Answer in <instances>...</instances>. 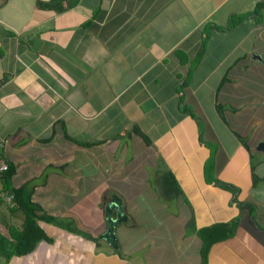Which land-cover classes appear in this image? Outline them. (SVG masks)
Listing matches in <instances>:
<instances>
[{
	"label": "crops",
	"instance_id": "crops-1",
	"mask_svg": "<svg viewBox=\"0 0 264 264\" xmlns=\"http://www.w3.org/2000/svg\"><path fill=\"white\" fill-rule=\"evenodd\" d=\"M39 1L0 0V161L52 218L36 221L51 242L12 254L22 213L0 200V264H198L193 227L233 218L205 264H264V229L242 207L264 191V0ZM165 169L180 218L159 189ZM112 195L126 215L116 249L98 237ZM154 212L178 230H152Z\"/></svg>",
	"mask_w": 264,
	"mask_h": 264
},
{
	"label": "trees",
	"instance_id": "trees-1",
	"mask_svg": "<svg viewBox=\"0 0 264 264\" xmlns=\"http://www.w3.org/2000/svg\"><path fill=\"white\" fill-rule=\"evenodd\" d=\"M38 5L41 7H46L49 9H52L54 11H61L63 10V7L61 5V0H48V1H39ZM218 108V107H217ZM186 111L189 112V109L186 108ZM133 133L137 134L145 144H148V139L145 137L144 134L141 133V131L137 127L132 128ZM67 139L74 141L75 143H78L82 146H90L91 142H77L74 139L68 138ZM48 140V138H47ZM239 140L243 145H245L244 140H242L239 137ZM246 147V146H245ZM248 150V148H247ZM210 161L207 162V166L211 164ZM7 169L3 171L0 175V190H6L13 195L14 204H16V207L21 211L22 213V220H21V226L13 235L15 239V244L12 248V254L14 255H25L29 253L35 244L40 241L44 240L48 243L51 242V238L45 235V233L42 231V229L37 225L36 221L38 219L44 220V221H51L52 218L44 213H39L41 211V208L38 204L30 202L29 201V192L26 189L25 185H22L17 188H12L9 186V178L13 173V167L11 164L6 163ZM253 162L250 164V175L252 179V186L257 183L258 179L253 170ZM208 170V169H207ZM157 182L159 185V189L161 192V195L166 199H171L177 195H181L184 202H186V199L182 195L180 188L177 186L176 181L171 173L170 170L165 169L162 172H160L157 176ZM264 180V176L262 177ZM219 187L225 190H229L232 193H234V189L226 184L219 183ZM243 208H246L250 215H252V204L250 203H244L242 205ZM235 221V218L231 219L230 221H224V222H214L212 224H209L207 226H202L199 228H194L195 234L200 240V247H199V255H200V261L198 264H205V257L206 253L208 251V248L211 244L215 242H219L222 240H225L227 238H230L234 234L233 229V223ZM253 221V220H252ZM188 225L192 227V219L190 218L187 222ZM65 229H67L70 232H73L74 234L80 235L86 239L92 240L95 245H98V240L95 238H92L89 234L83 233L73 226H65Z\"/></svg>",
	"mask_w": 264,
	"mask_h": 264
},
{
	"label": "rangeland",
	"instance_id": "rangeland-1",
	"mask_svg": "<svg viewBox=\"0 0 264 264\" xmlns=\"http://www.w3.org/2000/svg\"><path fill=\"white\" fill-rule=\"evenodd\" d=\"M262 158H264V156L262 155ZM254 161H256L255 159H254ZM262 167H264V166H262ZM261 169H259L258 171H257V174H260L261 173ZM149 173H151V172H149ZM225 173H227V174H229V175H233V174H235V172L233 171V170H226L225 171ZM207 174H208V171H207ZM149 181V180H148ZM251 181H252V179H251ZM131 184V182H127V181H125V180H123V181H118L117 183H116V186H118V188H115V185L114 186H111V187H114L115 188V190L117 189H119L120 191H125L127 188H128V185H130ZM251 184H252V182H251ZM258 185H260V183L258 184ZM134 187V186H133ZM113 188V189H114ZM148 188H144V190H147ZM149 190V192H148V194H150L151 196H153V197H156V194H158V189H157V186L156 185H154V186H152V190L151 189H148ZM257 191H259V195L257 196V199L259 200V202H256V201H254V199L253 198H250V195L248 194V195H246L245 196V199H247V201H249V202H247V203H250V204H252V209H253V211H252V214H253V217H254V219L255 220H253V221H255V223L257 224V226L259 227V228H261V229H264V191H262V190H260V189H258ZM248 198H250V199H248ZM251 202H253V203H251ZM146 205V204H145ZM154 205H156V204H154ZM166 206H167V208L168 209H166L168 212H174V213H176L175 214V218H180V217H182L184 214L183 213H181V215L179 216V213H177L176 211H175V207H176V202L173 200V199H169V201H167V203H166ZM129 212H131V210L129 209ZM133 212V211H132ZM159 214H161V213H159ZM163 214V213H162ZM131 217V220L132 221H129L128 223H127V226L130 224V223H132V222H134V218H133V213H130L129 214ZM153 220H151V218H150V221H151V223H155L154 224V226H152V230H178V227H176L175 225V227H173L172 226V228H168V224H167V221L170 219L171 220V217L173 216V213L170 215V216H165L164 217V215H163V217H161V218H159L158 219V213L157 212H154L153 213ZM151 216V217H152ZM174 218V217H173ZM137 220V219H136ZM140 220V219H139ZM139 220L137 221V222H139ZM146 225L147 224H141L140 225V227H139V230H144L145 229V227H146ZM144 228V229H143ZM117 230H119L118 229V227H117ZM180 230V229H179ZM181 230H187V229H183V228H181ZM191 230V229H190Z\"/></svg>",
	"mask_w": 264,
	"mask_h": 264
},
{
	"label": "water",
	"instance_id": "water-1",
	"mask_svg": "<svg viewBox=\"0 0 264 264\" xmlns=\"http://www.w3.org/2000/svg\"><path fill=\"white\" fill-rule=\"evenodd\" d=\"M257 149L264 150V141L258 142ZM104 218L105 229L98 237L103 239L112 249H116L117 239L114 228L126 219V215L122 210L121 200L118 196L112 195L105 203Z\"/></svg>",
	"mask_w": 264,
	"mask_h": 264
},
{
	"label": "built area",
	"instance_id": "built-area-1",
	"mask_svg": "<svg viewBox=\"0 0 264 264\" xmlns=\"http://www.w3.org/2000/svg\"><path fill=\"white\" fill-rule=\"evenodd\" d=\"M7 169V165L5 162L0 161V175L3 171ZM13 199L12 193L6 191V190H0V200L4 202L5 204H11Z\"/></svg>",
	"mask_w": 264,
	"mask_h": 264
}]
</instances>
